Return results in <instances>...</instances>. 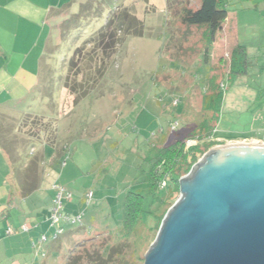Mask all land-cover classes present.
I'll list each match as a JSON object with an SVG mask.
<instances>
[{"label":"rangeland","instance_id":"374dc122","mask_svg":"<svg viewBox=\"0 0 264 264\" xmlns=\"http://www.w3.org/2000/svg\"><path fill=\"white\" fill-rule=\"evenodd\" d=\"M104 1L105 14L85 28L82 40L70 38L62 43L59 29L54 28L52 42L57 47L48 58V68L41 72L48 83L42 82L40 90L54 95L53 101L41 96L25 109L30 115L54 121L59 149L68 147L56 166L50 147L36 144L25 151V163L40 151L44 153L43 181L37 192H54L56 198L53 186H62L73 193L72 201L64 200L63 214L72 218L85 214L82 225L61 221L64 234L57 241L51 239L54 228L41 234L38 245L42 235L49 240L34 249L28 264H68L76 256L81 258L79 264H91L101 253L111 258V264H144L165 216L181 197L180 180L214 149L264 144V51L249 52L247 74L231 78L226 53L205 60L207 29L182 22L184 9H198L200 0L195 1L198 8L190 0L168 4L153 0L148 5L141 0ZM234 1L230 0V11L239 7ZM80 3L83 1L72 4L70 15L79 12ZM117 8L133 10L143 22V36H127L98 91L61 117L56 105L69 102L60 96L74 49L100 29ZM217 90L224 93V101L215 122L203 104L204 97ZM176 123L179 125L173 131L171 125ZM188 140L197 141L194 146L200 145L203 154L190 171L181 173L179 183L171 182L166 179L171 177L170 171L163 176L165 162L158 161L160 151L177 143H183L186 150ZM65 161L72 176L65 174L66 185L58 184ZM154 175L156 181H152ZM164 182L166 187H162ZM89 192L94 198L87 207L85 196ZM131 194L142 198L141 222L127 233L125 202Z\"/></svg>","mask_w":264,"mask_h":264},{"label":"trees","instance_id":"16d2710c","mask_svg":"<svg viewBox=\"0 0 264 264\" xmlns=\"http://www.w3.org/2000/svg\"><path fill=\"white\" fill-rule=\"evenodd\" d=\"M80 3L79 12L70 15L73 3ZM150 4L153 0H141ZM198 9H184L182 22L189 27H205L207 32L204 37L207 42L205 60L210 56V50L215 43L216 35L223 28L228 16V0H200ZM104 0H73L61 8L54 9L52 16L65 15L58 29L62 43L72 40H82V35L89 24L97 21L105 14ZM143 22L140 21L129 8H117L108 14L105 24L91 33L82 44L76 47L67 64V74L62 81L63 89L74 99L72 106L82 102L101 87L107 75L108 69L117 55L119 46L127 36L142 37L144 34ZM56 45L49 42L43 57V67L48 68V58L55 52ZM249 57L244 46H237L230 55L229 77L237 78L247 74ZM46 75V74H45ZM48 77V75H47ZM46 85L48 81L45 79ZM224 93L220 90L214 91L204 97L203 109L213 114V119L218 122ZM213 132V131H212ZM214 134V132H213ZM58 129L54 121L46 120L44 117L27 114L21 119L0 114V148L6 153L12 168V186L19 192L22 199H26L41 189L43 181L44 153L41 151L33 159L25 163L24 153L29 147L34 148L39 144L45 148L53 149L59 160L67 154L68 147L59 149L57 145ZM206 144V147L213 145ZM34 153V149L31 150ZM203 154L200 145L184 150L183 143L163 147L160 151L158 161L165 162V173L171 172V177L166 179L179 183L183 171L188 172L195 164L199 156ZM158 175V174H157ZM154 175L152 181H156ZM179 189V187H178ZM142 198L139 195H129L125 202L124 228L127 233L140 221ZM59 240V239H58ZM57 241V240H56ZM99 258L91 264H111V258L99 254ZM81 258L76 256L69 260L68 264H79Z\"/></svg>","mask_w":264,"mask_h":264},{"label":"crops","instance_id":"0c3cea01","mask_svg":"<svg viewBox=\"0 0 264 264\" xmlns=\"http://www.w3.org/2000/svg\"><path fill=\"white\" fill-rule=\"evenodd\" d=\"M72 1L0 0V114L21 119L30 114L25 112L28 104L37 103L41 96L51 97L53 101L54 95L48 96L46 92L40 91L43 83L46 84L41 75L43 57L53 39L54 28H58L66 16L55 17L51 12ZM165 1L168 4L171 0ZM190 1L198 8L197 0ZM234 2L239 7L230 11L228 0V16L210 50L212 59L221 52L226 53L224 55L229 59V65V55L237 46H244L247 53L254 49L264 51V0ZM62 93V101L69 102H60L56 107H59V115L64 117L73 106L69 104L71 97L67 100V90L63 89ZM57 155L54 150L51 151L52 164L55 166ZM63 165L65 168L58 184L62 182L66 185L64 182L67 179L64 180L63 176H72L73 171L66 161ZM12 175L8 157L0 148V264H28L34 249L45 243L40 240L37 244L39 236L50 232L48 218L56 193L49 195L47 192H35L22 199L11 185ZM24 224L30 228L25 233L21 232ZM8 229H11V234L7 233Z\"/></svg>","mask_w":264,"mask_h":264},{"label":"water","instance_id":"95a60500","mask_svg":"<svg viewBox=\"0 0 264 264\" xmlns=\"http://www.w3.org/2000/svg\"><path fill=\"white\" fill-rule=\"evenodd\" d=\"M248 145L214 149L180 180L144 264H264V144Z\"/></svg>","mask_w":264,"mask_h":264},{"label":"built area","instance_id":"2783aa9c","mask_svg":"<svg viewBox=\"0 0 264 264\" xmlns=\"http://www.w3.org/2000/svg\"><path fill=\"white\" fill-rule=\"evenodd\" d=\"M178 123L176 124H172L171 125V129L173 131H175L178 127ZM197 144V141L195 140H188L186 142V150L187 151L190 147L194 146ZM167 184L166 182H164L162 187H166ZM53 189L56 190L57 193V197L55 198L54 202H53V206L51 208V213L50 216L48 218V223L50 225L51 228L55 229V233L52 235V240L56 241L58 240L63 234H64V229L61 227V225L59 226L61 221H64L66 223H71V224H77V223H81L82 225V219L85 216L84 213L80 214L77 217H70L69 215H64L63 214V209H64V200H70L72 201L73 199V193H71L70 191H68L67 189H65L62 186L59 185H54ZM93 198H94V194L93 192H89L86 196H85V204L87 207L91 206L92 202H93ZM30 230V228L28 227L27 224H24L23 226H21V232H28ZM11 229H8L7 233L11 234ZM49 240V238L46 235H42L41 237V242H47Z\"/></svg>","mask_w":264,"mask_h":264},{"label":"bare ground","instance_id":"6f19581e","mask_svg":"<svg viewBox=\"0 0 264 264\" xmlns=\"http://www.w3.org/2000/svg\"><path fill=\"white\" fill-rule=\"evenodd\" d=\"M233 145L239 147V146H245L248 144H233ZM257 145H258V143H252V144H249L248 146H257Z\"/></svg>","mask_w":264,"mask_h":264}]
</instances>
